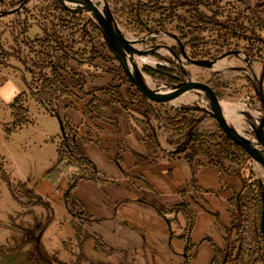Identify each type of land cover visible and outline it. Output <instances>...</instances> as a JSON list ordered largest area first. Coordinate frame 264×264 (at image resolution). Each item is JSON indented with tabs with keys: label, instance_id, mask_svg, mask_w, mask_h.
Wrapping results in <instances>:
<instances>
[{
	"label": "rangeland",
	"instance_id": "1",
	"mask_svg": "<svg viewBox=\"0 0 264 264\" xmlns=\"http://www.w3.org/2000/svg\"><path fill=\"white\" fill-rule=\"evenodd\" d=\"M89 1L132 48H157L149 55L133 56L148 90L162 92L180 83L196 82L217 93L223 110L234 103L235 93L263 98L259 75L264 70V0ZM191 60L208 67L196 66ZM253 72L260 77L258 82L252 79ZM6 80L26 86L24 96L11 106V121L2 124L6 132H15L28 121L26 99L56 115L57 100L63 93L76 101L80 97L88 102L93 99L88 110L93 105H111L127 116L142 114L180 159L184 151L185 155L196 151L190 145L192 139L202 153L216 157L215 162L245 168L250 182L235 214L233 210L224 252L216 264H264V240L259 231L264 174L219 128L208 100L198 90L190 88L164 103L144 98L125 75L88 10H66L56 0H0V86ZM231 123L234 129V121ZM63 125L58 136L59 158L70 165L67 170L63 167L70 185L75 178L90 174L71 166L74 141ZM241 131L248 138V132ZM28 139V132L23 131L13 140L16 165L11 167L15 172L24 169V162H34ZM252 139L254 147L262 148L257 137ZM4 169L0 158V183L10 187L20 204L16 215L10 217V228L16 233L11 246L16 250L30 247L31 264H156L149 257L135 262L132 257L120 256L98 240L88 249L87 237L93 230L84 213L73 210L69 203L66 207L60 202L56 205L55 201L64 200L61 194L38 200L12 182ZM148 172L143 167L144 186L151 180ZM174 211L180 212L179 218L186 215L182 209ZM184 224L178 226L181 234L187 232ZM173 259L178 257H164L163 264H177Z\"/></svg>",
	"mask_w": 264,
	"mask_h": 264
},
{
	"label": "crops",
	"instance_id": "2",
	"mask_svg": "<svg viewBox=\"0 0 264 264\" xmlns=\"http://www.w3.org/2000/svg\"><path fill=\"white\" fill-rule=\"evenodd\" d=\"M250 75L257 82L261 77L264 94V70L259 78L254 72ZM211 91L218 101L217 93ZM24 92V82L6 80L0 86V158L12 182L31 191L38 200H48L52 193L61 194L64 200L55 201L56 205L66 207L69 203L73 210L84 213L93 230L87 237L88 249L98 240L134 261H147L149 257L157 264L158 257L163 264L164 257H178L172 262L217 263L224 252L233 210L235 214L246 183L250 182L245 168L236 163L232 167L215 162L217 158L202 153L198 142L192 139L190 145L196 151L191 155L184 151L180 159L170 152L165 137L154 132L153 124L144 121L142 114L127 116L111 105H93L88 110L93 99L88 102L80 97L76 101L63 93L57 100L56 115L37 101L26 99L28 121L15 132H6L2 124L11 121V106ZM226 105L234 108L220 107L225 122L233 129L234 121V131L253 144L252 138L257 137V129L264 121V96L257 100L252 95L235 93L234 103ZM63 124L78 153L90 163V176L77 180L71 189L64 174L53 181L46 177L60 160L58 136ZM241 129L248 132V138ZM23 131L29 134L27 141L35 158L31 165L24 162V169L16 168L15 172L11 167L16 165L15 153L11 150L16 147L14 138ZM252 162L263 175L264 166ZM143 167L149 169L148 186L142 183ZM10 191L9 186L0 183V264H31L30 247L16 250L11 246L16 233L10 228V217L16 215L20 204ZM174 209H182L186 214L183 218L188 221L179 218L180 212L175 214ZM181 224H187L185 234L180 233Z\"/></svg>",
	"mask_w": 264,
	"mask_h": 264
},
{
	"label": "water",
	"instance_id": "3",
	"mask_svg": "<svg viewBox=\"0 0 264 264\" xmlns=\"http://www.w3.org/2000/svg\"><path fill=\"white\" fill-rule=\"evenodd\" d=\"M56 1L66 10L77 11L80 9H86L90 12L107 45L119 61V64L122 67L125 75L144 98L155 103H164L175 98L176 96L180 95L190 88L198 90L208 100L212 116L223 133L235 145L241 148L252 160L264 166V121L260 123L257 129V141L262 146V149H256L253 144L246 141L225 122L222 117L218 101L216 100L213 92L208 87L196 82H186L172 86V88H170L166 93H157L148 90L143 83L140 72L133 61V56H146L152 53L154 49L157 48H154L151 51H139L132 48L130 46V43H128V41L123 38L118 30L112 27L111 23L102 16V14L92 3H90L89 0ZM191 63L199 67H208L206 63H200L193 60H191ZM259 231L264 240V199L261 203Z\"/></svg>",
	"mask_w": 264,
	"mask_h": 264
},
{
	"label": "trees",
	"instance_id": "4",
	"mask_svg": "<svg viewBox=\"0 0 264 264\" xmlns=\"http://www.w3.org/2000/svg\"><path fill=\"white\" fill-rule=\"evenodd\" d=\"M72 146V145H70ZM70 150H71V153H70V159H74V161L71 163V166L75 168V170L77 169H82V172L87 171L90 172V163H88L86 161V159H84L79 153L78 151L76 150V148L74 146L70 147ZM64 159L60 158L59 162L57 163V165L54 167L53 170L49 171L47 173V178L49 180H56L58 179V177L60 175H62L64 173V169L63 167H65V170L69 169L70 168V165L69 163L67 164H64L63 161ZM67 168V169H66ZM63 169V170H61ZM59 170V171H58ZM82 178H85V176H80L78 178H75L74 180H72V182L70 183L69 185V189H71L73 187V185L76 183L77 180L79 179H82Z\"/></svg>",
	"mask_w": 264,
	"mask_h": 264
},
{
	"label": "bare ground",
	"instance_id": "5",
	"mask_svg": "<svg viewBox=\"0 0 264 264\" xmlns=\"http://www.w3.org/2000/svg\"><path fill=\"white\" fill-rule=\"evenodd\" d=\"M137 63V62H136ZM135 63V64H136ZM150 84V83H149ZM148 85V84H147ZM169 91V89L168 90H165V91H162V92H157V93H166V92H168Z\"/></svg>",
	"mask_w": 264,
	"mask_h": 264
}]
</instances>
